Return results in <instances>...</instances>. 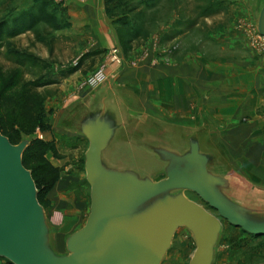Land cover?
I'll return each instance as SVG.
<instances>
[{"label":"rangeland","instance_id":"1","mask_svg":"<svg viewBox=\"0 0 264 264\" xmlns=\"http://www.w3.org/2000/svg\"><path fill=\"white\" fill-rule=\"evenodd\" d=\"M34 1L35 8L30 12L37 24L27 29L28 11L20 9V6L25 7V0H0V92L9 84L16 89L33 87L46 115V131L51 128V117L58 116L56 112L69 94L63 88L64 83H59L60 77L75 73L81 65L91 69L87 75L73 81H79L77 89L80 90L85 87V79L100 65H105L106 78L92 88L91 93L111 98L116 94L118 99L114 100L123 114V119L119 120V134L111 142L105 157L108 164L159 180L165 177V162L150 152L160 145L185 152L194 139L210 157L209 170L229 177L233 175V179L238 180L242 174L264 185V97L258 104L249 101V109L244 115L237 116L235 101L228 102L227 97L221 106L223 112L219 113L222 117L213 118L212 115L210 118V113L203 110L199 118L196 106H192L189 108L192 109L190 119L181 120L184 118L183 109L179 111L174 105H165L155 84L145 86L149 88L144 94L140 93L146 99L143 109L147 112L136 113L125 104L119 91L109 93L108 85L114 86L111 75L117 67L105 60L107 50L91 68L95 58L78 56L82 51L81 33L77 31L79 24L65 21L58 31L62 12L58 11L57 3ZM263 4L264 0H101L104 14L117 27L119 45L113 48L120 51L121 63L126 67L152 70L179 63L186 60L184 56L187 54L196 53L200 65H214L215 69L224 71L222 85L225 87L226 58L235 57L240 62L248 58L252 60L250 51L256 47L259 49L257 53L264 55V36L255 26ZM49 10L52 16L45 18L42 12L45 11L48 17ZM18 31L24 33L17 35ZM238 33L245 37V41H230ZM227 37L229 42L225 43ZM91 99L86 101L83 98L71 110L66 108L68 114L60 123L65 130L54 138L48 139L43 136L46 131L36 128L33 134L22 133L19 139H29L30 143L38 138L48 143L45 157L59 170L60 177L52 186L47 188L39 182L36 190L50 227L52 246L60 255L68 253L66 238L85 224L90 210V189L83 159L88 143L72 136L70 130L77 129L81 122L79 114ZM200 103L205 106L203 101ZM216 159L218 167L214 165ZM180 192L218 217L216 211L191 190ZM220 221L213 264H264V236L247 234L221 217ZM174 233L159 264H189L196 248L193 233L186 227H178ZM0 264L11 263L0 258Z\"/></svg>","mask_w":264,"mask_h":264},{"label":"water","instance_id":"2","mask_svg":"<svg viewBox=\"0 0 264 264\" xmlns=\"http://www.w3.org/2000/svg\"><path fill=\"white\" fill-rule=\"evenodd\" d=\"M257 15L256 30L264 36V4ZM95 97L80 112L76 129L89 143L84 171L90 210L85 224L66 238V255L52 246L35 180L22 161L29 139L12 144L0 131V258L11 264H159L175 230L186 227L196 247L189 264H213L220 217L247 234L264 236V201L251 202L247 187L233 175L209 170L210 157L198 140L185 152L163 145L150 152L165 162L159 180L108 164L123 114L108 95ZM186 189L218 217L186 198L180 192Z\"/></svg>","mask_w":264,"mask_h":264},{"label":"crops","instance_id":"3","mask_svg":"<svg viewBox=\"0 0 264 264\" xmlns=\"http://www.w3.org/2000/svg\"><path fill=\"white\" fill-rule=\"evenodd\" d=\"M51 2L54 4L57 3L58 11L62 12L61 15L59 14V19L62 24H59L58 31L65 25V21L79 24L77 31L81 33L79 36L82 51H80L78 56L82 58L86 56L88 59L95 58L91 68L98 62L102 53L119 45V38L116 32L117 27L104 14L101 0H52ZM34 4V0H25V7L20 6V9H26L28 11L26 19L28 20L27 29L37 24V20L34 19L33 14L30 12V10L35 8ZM48 12V17L45 15V11L42 12L45 18H51L52 11L49 10ZM17 33V35H22L24 32L18 31ZM233 40L243 42L245 41V37L238 33V36L236 35L235 38L230 39V41ZM224 42H229L228 37ZM257 50L259 52V49L256 47L253 51H250L252 60L248 58L244 62H240L235 60V57L226 58L227 62L231 60V62H226L227 87L224 84L222 85L225 79L222 69H215L214 65L211 66L209 64L207 66L200 65L198 63V54L193 53L192 55L189 53L184 56L186 60H182L179 63L173 62V65L169 66L165 65L164 67L152 68V70L137 67L133 69L121 63V66L117 67V70L115 69L116 72L111 75V81H113L114 86L108 85L111 90L109 93L112 94L119 91L126 105L128 104L129 107L133 108L136 113H146L147 111L143 109L146 99L141 94H144L146 89L156 84L159 87V95L166 102L165 105L169 103L171 106H176L179 111L183 109L184 118H181V120L190 119L189 113L192 112V109L189 108L192 106H196V112L199 118H201L200 114L203 110L210 113V118L213 116V118H218L219 115L221 116L219 113L223 112L221 106L225 104L223 102L226 101L227 97L228 102L235 101L234 107L236 108V112H239L237 116L244 115L249 109V101H255L258 104L264 97V55L262 56L257 53ZM109 68H112V66H109ZM90 70L81 65L80 68L75 70V73L60 77L58 80L59 83H64L63 88L66 89L65 92L69 91V94H67V100L64 101V105L61 104L59 106L56 112L58 116L55 118L53 116L51 117V128L44 132L43 136L51 139L56 134H61L65 130L62 125L60 126L62 118L68 114L67 110L74 108L83 98L86 101L92 98L87 106L94 101L96 95L91 93L92 88H89L85 84V87L81 86L82 88L78 90L77 84L79 81L78 83L73 82L75 79L87 75ZM63 83L60 85H63ZM145 86L149 87L144 88ZM86 87L89 88V91ZM113 88L117 91H114ZM80 91L81 94L78 95ZM115 95H113V98L109 96L111 100L118 99ZM142 98H144L143 101ZM200 101H203L205 106L201 105ZM70 131L72 136L82 138L88 143L82 133L75 129ZM240 175L239 182L247 187L248 197L251 196L254 198L251 202L257 200L258 202L264 201V185H259L249 178H245L242 174Z\"/></svg>","mask_w":264,"mask_h":264},{"label":"trees","instance_id":"4","mask_svg":"<svg viewBox=\"0 0 264 264\" xmlns=\"http://www.w3.org/2000/svg\"><path fill=\"white\" fill-rule=\"evenodd\" d=\"M36 128L46 131L48 124L34 88L23 86L16 89L9 84L0 92V131L16 144L22 133L31 135ZM48 148V143L34 138L22 154L23 164L31 171L36 186L40 182L47 188L60 177L58 168L45 157Z\"/></svg>","mask_w":264,"mask_h":264},{"label":"built area","instance_id":"5","mask_svg":"<svg viewBox=\"0 0 264 264\" xmlns=\"http://www.w3.org/2000/svg\"><path fill=\"white\" fill-rule=\"evenodd\" d=\"M105 60L109 61V63H113L116 67L121 66V54L120 51L117 48H111L107 50V53L105 55ZM107 72H106V66L100 65L98 68H96L86 79L85 84L89 88H94L104 82L106 78Z\"/></svg>","mask_w":264,"mask_h":264},{"label":"bare ground","instance_id":"6","mask_svg":"<svg viewBox=\"0 0 264 264\" xmlns=\"http://www.w3.org/2000/svg\"><path fill=\"white\" fill-rule=\"evenodd\" d=\"M251 200H254V198H251Z\"/></svg>","mask_w":264,"mask_h":264}]
</instances>
